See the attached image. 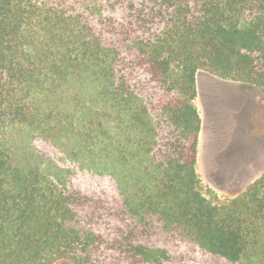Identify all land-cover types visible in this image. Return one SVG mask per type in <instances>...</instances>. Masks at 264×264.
<instances>
[{"label": "trees", "instance_id": "trees-1", "mask_svg": "<svg viewBox=\"0 0 264 264\" xmlns=\"http://www.w3.org/2000/svg\"><path fill=\"white\" fill-rule=\"evenodd\" d=\"M201 69L264 90V0H0V264H264V172L197 173Z\"/></svg>", "mask_w": 264, "mask_h": 264}, {"label": "rangeland", "instance_id": "rangeland-1", "mask_svg": "<svg viewBox=\"0 0 264 264\" xmlns=\"http://www.w3.org/2000/svg\"><path fill=\"white\" fill-rule=\"evenodd\" d=\"M197 82L195 104L204 121L197 173L204 185L233 198L264 172V90L203 69Z\"/></svg>", "mask_w": 264, "mask_h": 264}, {"label": "crops", "instance_id": "crops-1", "mask_svg": "<svg viewBox=\"0 0 264 264\" xmlns=\"http://www.w3.org/2000/svg\"><path fill=\"white\" fill-rule=\"evenodd\" d=\"M197 76H198V74H197ZM197 86H198V82H197ZM199 88V87H198ZM198 96V95H197ZM201 118H202V130H201V132H200V136H199V146H200V141L202 140V138H203V131H204V121H203V117H202V115H201ZM202 153V152H201ZM198 155H200V152H199V147H198Z\"/></svg>", "mask_w": 264, "mask_h": 264}]
</instances>
